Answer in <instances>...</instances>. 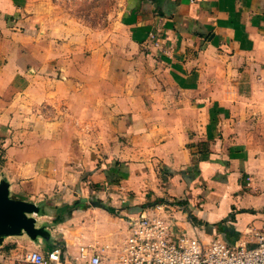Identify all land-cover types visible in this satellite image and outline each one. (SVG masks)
Here are the masks:
<instances>
[{
  "label": "crops",
  "instance_id": "1",
  "mask_svg": "<svg viewBox=\"0 0 264 264\" xmlns=\"http://www.w3.org/2000/svg\"><path fill=\"white\" fill-rule=\"evenodd\" d=\"M62 1L0 0V178L14 197L42 204L37 218L55 225L61 264H83L81 246L115 256L127 215L157 204L205 241L220 234L252 245L264 229V0H117L109 26L92 25ZM108 28L125 32L142 52L127 57L146 64L130 63L129 102L110 110L114 146L88 148L79 171L65 170L72 152L54 149L49 166L58 174L27 181L24 155L42 153L10 146L12 137L59 95L58 85L44 89L49 78L32 59L108 55L116 36L108 40ZM50 249L10 237L0 264H34L29 251Z\"/></svg>",
  "mask_w": 264,
  "mask_h": 264
},
{
  "label": "rangeland",
  "instance_id": "2",
  "mask_svg": "<svg viewBox=\"0 0 264 264\" xmlns=\"http://www.w3.org/2000/svg\"><path fill=\"white\" fill-rule=\"evenodd\" d=\"M62 2L73 6L72 12L90 20L92 25L105 20L109 26L114 24L118 17L117 0ZM109 29L105 33L106 38L109 40L114 34L117 37L109 40L108 55H95V59L86 61L82 59V55H44L42 58L32 59L39 73L51 79L43 82L44 89L54 90L58 85L59 95L58 99H52L53 102L44 100L33 113H29L31 118L26 120L27 125H18L16 130L19 134L16 138L12 137L10 146H26L42 153V156L28 153L24 155L23 162L29 165L25 178L27 181L42 176L43 180L48 181L54 174H58L56 167L50 170L49 166L53 157L48 153L54 149L72 152L74 155L71 161L67 162L65 170L72 168L79 171L82 169L80 163L86 158L88 148L106 149L114 146L116 125L111 121L110 110L116 104L129 102L127 94L131 93V77H127L125 73L129 74L130 63L135 62V66L140 70H144L146 64L139 58L132 60L127 57L142 55V52L132 46L125 32L113 28L112 35ZM112 43L115 45L114 50L110 46ZM114 51H117V55H113ZM45 96L44 93V99ZM84 101H89L85 108ZM119 117L121 115L116 116ZM20 128L26 130L29 135L26 140H20L24 139V136L21 138L24 134L20 132ZM61 157L62 154L59 155V158ZM40 167H44L42 175L38 173Z\"/></svg>",
  "mask_w": 264,
  "mask_h": 264
},
{
  "label": "built area",
  "instance_id": "3",
  "mask_svg": "<svg viewBox=\"0 0 264 264\" xmlns=\"http://www.w3.org/2000/svg\"><path fill=\"white\" fill-rule=\"evenodd\" d=\"M0 139V147H1ZM126 232L118 247L96 250L81 246L83 264H264V229L255 230L246 244H230L217 234L209 241L198 227L179 229L175 217L163 205L127 215ZM63 249L29 251L25 260L34 264H61Z\"/></svg>",
  "mask_w": 264,
  "mask_h": 264
},
{
  "label": "water",
  "instance_id": "4",
  "mask_svg": "<svg viewBox=\"0 0 264 264\" xmlns=\"http://www.w3.org/2000/svg\"><path fill=\"white\" fill-rule=\"evenodd\" d=\"M42 204L16 198L12 195L11 183L0 178V247L7 238H26L33 243H44L56 248V227L40 223ZM60 222V221H58Z\"/></svg>",
  "mask_w": 264,
  "mask_h": 264
},
{
  "label": "trees",
  "instance_id": "5",
  "mask_svg": "<svg viewBox=\"0 0 264 264\" xmlns=\"http://www.w3.org/2000/svg\"><path fill=\"white\" fill-rule=\"evenodd\" d=\"M83 208H85V206L83 205ZM108 211H110V212H114V209H112V208H108L107 209ZM60 219L58 218V221H59Z\"/></svg>",
  "mask_w": 264,
  "mask_h": 264
}]
</instances>
